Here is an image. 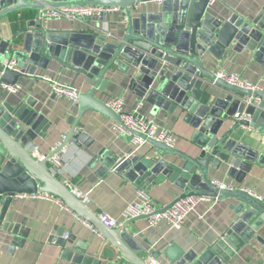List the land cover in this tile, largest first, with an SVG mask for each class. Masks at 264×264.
Returning <instances> with one entry per match:
<instances>
[{"label":"water","instance_id":"1","mask_svg":"<svg viewBox=\"0 0 264 264\" xmlns=\"http://www.w3.org/2000/svg\"><path fill=\"white\" fill-rule=\"evenodd\" d=\"M211 0H0V18L24 10L21 29L11 38L0 36V84H20L21 78H39L40 69L56 66L74 73L72 86L81 81L76 115H70L65 138L55 152L70 142L92 148L95 139L80 127L87 111L103 113L122 123L97 93L111 83H121L141 101L169 114L188 126L190 137L183 149L134 131L153 146L145 156H118L102 148L94 166L99 172L113 170L149 189L165 179L182 191L179 197L202 195L232 198L236 219L202 250H185L176 241L153 254L164 255L169 264H231L243 246L255 241L264 247V196L241 186L256 165L264 166V89H251L218 77L212 60H223L230 50L246 51L264 67V5L245 15L222 13ZM73 5L118 6L124 18L120 34L109 37L97 25L90 32L50 26L39 12L46 8ZM103 17L93 18L95 21ZM15 61L14 68L9 64ZM41 78V77H40ZM219 92V94H216ZM36 102L0 103V247H13L27 236V218L16 219L10 205L16 195L42 192L53 194L70 209L89 220L104 236L106 244H74L72 236L59 238L63 257L71 264H149L147 250L137 243L128 226H106L73 189L51 171L48 160H39L27 148L34 131L45 119ZM249 141L261 146L254 147ZM50 155H53L50 154ZM225 169L239 186L222 188L213 173ZM98 172V173H99ZM232 187V188H230ZM164 206L171 207L177 200ZM15 244V245H14Z\"/></svg>","mask_w":264,"mask_h":264},{"label":"crops","instance_id":"2","mask_svg":"<svg viewBox=\"0 0 264 264\" xmlns=\"http://www.w3.org/2000/svg\"><path fill=\"white\" fill-rule=\"evenodd\" d=\"M263 5L264 0H225L212 4L222 13L239 11L245 15L253 13ZM34 14L32 10H25L0 18V36L11 39L16 34L13 21L25 20ZM45 21L52 27L62 26L87 32L96 31L94 26L97 25L109 37L120 34L124 25L122 10L108 14L99 22L93 18H88L86 21L70 18ZM210 60L212 65L210 64L209 67L215 72L223 70L236 73L243 79L257 84L259 89H264V67L254 60L250 53L230 50L223 60ZM38 75L41 78H21V88L15 93L6 91L3 84H0V99L2 103L9 101L13 104L27 102L30 98L36 102L35 109L42 113L45 119L34 131L35 137L27 143V148L30 153L33 147H37L41 154L50 155L70 128L67 119L70 115H76L78 108L71 99L55 95L51 84L44 80V76L54 77L63 84H71L74 73L56 66L40 69ZM76 86L80 90L84 89L81 81H77ZM97 96L107 103L115 97L123 96L125 110L139 107L142 114L155 119L164 128L173 130L176 138L175 147L178 149H183L185 139L190 137L188 126L178 119L176 114H169L163 109L154 112L151 104L145 100L141 101L121 83H111L104 93L98 92ZM113 124L114 121L103 113L87 111L80 127L95 139L94 146L87 148L70 142L64 149V167L54 173L76 191L87 194L89 201L86 204L99 217L102 213H106L124 224L126 222L123 217L124 209L137 199L138 188L113 170L99 172L100 163L94 166L93 160L96 152L102 148L122 157L145 156L152 153L153 146L149 142L135 143L133 135L119 134L114 130ZM249 144L254 147L261 146L255 141H249ZM213 179L222 184L239 186L227 176L225 169L214 172ZM241 186L264 196V166L256 165L252 173L245 177ZM146 191L158 207L170 204L182 193L180 188L168 179L153 184ZM43 194L45 193L19 194L11 202L10 211L15 212L16 219L19 221L24 217L27 218L25 228L28 232L23 242L14 244L15 247L12 242L1 243L0 264H71L63 257L65 247L58 241L63 234L72 236L75 245H84L86 242L99 246L106 244L104 236L85 224L72 209L65 208L56 199ZM235 204L237 201L232 198H211L201 202L197 211L190 214L184 226L179 229L173 228L166 220H162L156 226H150L147 218L135 220L127 229L134 234L137 243L147 250L144 256L148 261L155 252L172 241H176L185 250L190 248L202 250L207 243L215 241L236 219L232 209V205ZM260 233L264 236V227ZM158 259L161 264H169L164 255ZM262 262H264V247L252 241L241 248L231 264Z\"/></svg>","mask_w":264,"mask_h":264},{"label":"built area","instance_id":"3","mask_svg":"<svg viewBox=\"0 0 264 264\" xmlns=\"http://www.w3.org/2000/svg\"><path fill=\"white\" fill-rule=\"evenodd\" d=\"M224 1L225 0H211V3ZM120 10L122 9L118 6L73 5L67 7L46 8L39 12V16L43 20L70 18L74 20L84 21L87 17H103L104 14L108 15L114 12H118ZM15 65L16 62L13 61L9 64V67L14 68ZM216 73L218 77L223 78L232 84H236L245 88L259 89V86L257 84L243 79L240 75L236 73H229L223 70L217 71ZM44 80L48 81L51 84L52 91L55 95L59 97H67L71 99L74 103L78 102V94L80 91L79 87L72 86L71 84H63L58 79L51 76H44ZM3 86L6 91L13 93L17 92L21 88L20 84H3ZM0 103H2L1 99ZM108 105L121 116L122 123L114 122L113 124L114 130L117 131L119 134L133 135L135 143L145 142L140 137L135 136L133 134V132L136 131L145 134L149 138L165 142L169 146L175 147L176 138L173 134V130L164 128L155 119L142 114L139 111V107L135 108L134 110H125V99L123 96L113 98L108 102ZM64 138L65 135L63 136L59 144L55 146L52 152L53 155L41 154L37 147H33L31 153L39 160H48L53 172L61 171L65 164V148L58 152L55 151L63 142ZM217 185L222 188L227 186L226 184H222L218 181ZM73 191L79 197H81L83 202L87 203L89 201V197L87 194L78 192L76 191V189H73ZM43 195L56 199L65 208H69L61 199H59L53 194ZM209 199L211 198L202 195L178 197L176 202L171 207L162 211V208H164V206L158 207L152 197L149 196L146 189L141 188L138 190L137 199L133 202H130L124 209L123 217L124 221H129L139 216H145L148 219L150 226H156L162 220H166L173 228L179 229L184 226L186 218L190 214L197 211V207L199 206V204ZM74 213L77 217L81 218V220H83L85 224L90 226L95 232L99 231L98 228L89 220L84 219L76 212ZM100 218L106 226L111 228H118L123 225L122 222H120L116 218L111 217L106 213H102ZM148 262L149 264H161L160 260L158 258H155L154 256H151ZM260 264H264V262Z\"/></svg>","mask_w":264,"mask_h":264},{"label":"trees","instance_id":"4","mask_svg":"<svg viewBox=\"0 0 264 264\" xmlns=\"http://www.w3.org/2000/svg\"><path fill=\"white\" fill-rule=\"evenodd\" d=\"M21 12H23V11H21ZM23 23H24L23 19H20V20H17V21H13V23H12L13 24V29H14V31L16 33L21 29Z\"/></svg>","mask_w":264,"mask_h":264}]
</instances>
